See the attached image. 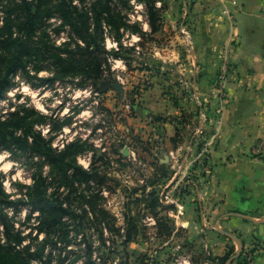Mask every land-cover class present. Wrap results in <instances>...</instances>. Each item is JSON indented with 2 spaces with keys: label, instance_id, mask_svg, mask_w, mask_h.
<instances>
[{
  "label": "rangeland",
  "instance_id": "obj_1",
  "mask_svg": "<svg viewBox=\"0 0 264 264\" xmlns=\"http://www.w3.org/2000/svg\"><path fill=\"white\" fill-rule=\"evenodd\" d=\"M71 1L79 10H88L96 0ZM56 2L61 0H54ZM206 2L208 0H110L109 4L116 15L111 24H106V36L103 35L105 53L102 52V56L110 58L112 69L97 82V89L92 87L93 79L89 77L90 74L61 77L47 68L48 58L45 57V52L48 42L61 49L69 47L75 50L77 47L73 42L70 25L65 24L59 15L46 18L37 34V40H41L40 48L36 49L27 69L19 70L13 76L12 85L5 99L0 102V115L23 108L43 113L46 121L43 124L37 123L34 130L42 132L48 140L53 139V146L57 149L61 150L65 143L75 140H82L90 145L91 149L78 159V164L84 168L89 169L92 155L97 153L96 163L101 166L102 174L108 176V184L112 188L102 192L105 197L104 207L117 217V227L121 228V233L125 232L127 213L135 216L138 221V229L130 243L124 246L121 238H117V252L114 250L108 254L107 264H218L209 259L210 254L214 255L211 239L205 233L209 225H199L195 230L178 227L173 218L162 214L172 206L176 208L175 204L165 203L166 196L173 198L174 192L168 194L172 184L166 186L175 173H178L176 180L183 190H188L190 186L199 190L212 176L209 135L214 132L216 122L222 121L225 107L231 99L225 83L233 69L230 51L235 41L229 40L222 45L218 40L215 42V39L225 37L227 33L231 37L236 21L235 13L229 7L224 8L227 4L224 1L221 8L219 0H215L210 6ZM5 4L0 5V25L4 22ZM230 4L237 6L236 1H230L228 5ZM152 7L159 16L155 32L148 23V11ZM66 43L71 44L64 46ZM219 48H222V61L216 80L217 93L213 98L216 100L215 104L211 108L210 99L199 98L204 103L203 115L198 101L191 99L192 96L196 97V91L189 90L183 94L198 107L195 116L192 112L183 115L180 120V136L190 138L192 147L188 157L183 155L177 159L176 167L170 166L169 170H164L166 178L161 173L157 175L156 166L159 161L151 155L156 139H142L144 136L128 124L129 119L138 117L139 107H143L144 90L154 86V82L159 81L163 73L176 78L184 70L188 57V60L194 62L208 59ZM44 80L49 81L43 82ZM168 81L176 83L174 79ZM219 84L224 87L223 98L219 96ZM104 108H109L111 113L107 114ZM33 118L36 122L39 119L37 114ZM212 121L215 123L213 131L212 128L208 129L211 124L206 125ZM125 148L130 149V155L127 160L119 161V153ZM102 155L104 158L100 160ZM251 155L264 157V140L258 142ZM42 176L47 182H42ZM52 176L50 166L43 163L38 155L0 151V183L8 194V200L24 201L18 210L13 206H7L3 210L0 207V264H44L43 258L31 256L46 240V233L40 232L38 226L43 225L44 220L50 222L55 218L57 223L61 214V223L58 222L57 225L59 228L64 225L65 228L63 226V231L59 229L56 234L67 236V240H71V250L76 252L74 255L82 253L78 243L83 235L94 236V239L99 235L92 211L83 213L82 223L78 221L84 203L79 195L85 187H80V191L72 186L61 185L58 188L57 184L60 183L54 185ZM36 178L39 179L38 184L35 183ZM154 180L157 182L155 188L160 203L169 206L161 210V216L169 218L168 226L173 228L171 236H168L170 229L164 228L160 232L155 216L145 203L137 205L134 201L135 194L132 195L136 190L137 196L141 197V189ZM153 188L154 186H150L148 192ZM86 194L90 195V192ZM35 197L46 198L59 206L63 202L67 204L64 207L67 211L59 215L49 214L47 219L40 209H33ZM2 212L7 218V224L2 220ZM238 214L264 220V210L260 213L238 211L236 215ZM104 232L106 235L110 233L106 229ZM95 244L98 254H103L104 249L100 243L96 240ZM257 246L253 244L247 247L244 256H253V249L257 251L255 257L260 254ZM11 247L14 250L8 252ZM53 250V247L48 246L44 250V257L47 258ZM56 253L50 258V264H58L59 251ZM75 258L77 257L73 256L69 264H82L80 258L73 262Z\"/></svg>",
  "mask_w": 264,
  "mask_h": 264
},
{
  "label": "crops",
  "instance_id": "obj_2",
  "mask_svg": "<svg viewBox=\"0 0 264 264\" xmlns=\"http://www.w3.org/2000/svg\"><path fill=\"white\" fill-rule=\"evenodd\" d=\"M223 1L227 3L224 8L234 11L236 21L231 37L227 33L215 42L223 45L231 40L235 44L230 51L233 69L225 83L230 102L223 108V119L219 124L216 122L215 128L213 121L206 124H211L208 129L214 128L208 140L212 176L199 190L193 186L183 190L175 173L166 187L172 184L168 194L174 192L178 207L172 206L162 214L173 218L178 227L195 230L199 225H209L206 237L209 235L211 250L217 256H224L230 246L241 250L243 242L245 250L257 244L261 253L250 264H264V220L236 215L238 211L264 210V157L251 155L258 142L264 140V0H219L220 8ZM230 1H236L237 6L228 5ZM214 3L215 0L206 2L208 6ZM219 30L222 31L221 27ZM221 50L195 62L188 57L184 70L176 78L164 73L161 79L157 76L159 81L144 90L138 117L129 119L128 124L144 136L142 139H156L151 155L166 170L176 167L177 159L183 155L188 157L192 147V140L185 135L179 136L177 146L174 143L178 130L182 129V116L197 113L198 108L183 94L196 91L197 98L211 100V108L215 104ZM172 79L176 83H169ZM121 153L123 160H127L130 154L125 156L124 150Z\"/></svg>",
  "mask_w": 264,
  "mask_h": 264
},
{
  "label": "trees",
  "instance_id": "obj_3",
  "mask_svg": "<svg viewBox=\"0 0 264 264\" xmlns=\"http://www.w3.org/2000/svg\"><path fill=\"white\" fill-rule=\"evenodd\" d=\"M109 1L96 0L92 4L91 9L79 10L77 6L72 4L71 0H61L59 3H54V0H0V5L4 2L6 3L4 6V22L0 25V102L5 99L8 89L11 87L13 76L19 70H26L31 63L36 49L40 48L41 40H37V34L42 29L45 19L53 15H59L65 24L70 25L73 42L77 49L72 50L69 47L64 49L56 48L52 43L48 42L45 52V57L47 56L48 58L47 68L61 77L90 74L89 77L93 79L94 85L92 87L95 88L97 82L103 79L112 69L110 58L102 56V52L105 51L104 36H106V24H111L115 20L116 15ZM148 16V23L152 31L155 32L158 29L157 21L159 16L153 7L149 9ZM68 44L71 43H66L64 46ZM115 56H118V54ZM46 81L44 80L43 82ZM104 111L107 114L111 113L109 108H104ZM34 114H37L39 118L37 122L33 118ZM46 119L43 113L34 109L24 108L0 115V151L8 150L15 154L19 153L28 156L38 155L42 158L43 163L46 162L50 166L54 185L60 183L57 184L58 188L61 185L72 186L80 191V187H85V190L79 195L84 200V203L81 206L82 214L78 216V221L82 223L83 213H87V210L92 211L96 217L94 222L98 226L99 235L96 239H94V236L83 235L78 243L82 253L74 255L76 252L71 250L73 247L71 246V240L68 241L67 236L56 234V231L62 230L64 226L59 228L57 223H61V213L67 211L64 208L67 207V204L62 202L59 206L50 203L46 198L37 199L35 197L34 210L40 209L43 216H46L47 219L49 214L57 215L58 213V215H61L57 223L55 218L50 222H45L44 220L43 225L38 226L40 232L46 233V240L41 243L40 250L38 249L31 256L37 255L43 258L44 264H50V258L59 251L58 264H69L73 256L77 257L73 262L80 258L82 264H107L109 263L108 254L114 250L117 252L118 237L121 238V244L124 246L133 240L134 234L138 229L137 218L127 213L125 217V232L121 233V228L117 227V217L103 205V200H105L102 194L103 190L112 188L108 184V176L102 174L101 166L96 163L97 153H93L89 169L84 168L78 164V159L91 149L90 145L82 140H75L65 143L64 148L61 150L55 148L53 139L48 140L42 132H35L34 130L37 123L43 124ZM179 136L180 131L178 130L177 137L174 138L176 146L180 142ZM119 154L121 155L119 161H122L124 159L122 157L123 154ZM103 158L104 156L102 155L99 159L103 160ZM156 167L157 175L161 173L162 177H166L164 174L165 165L158 163ZM40 179H42L43 183L44 181L47 182V179L43 176ZM36 182L38 184L39 179L36 178ZM155 183H157L156 180L144 186L141 189V197L137 196L138 192L136 190L133 191L132 195L135 194L134 201L137 205L145 203L146 207L155 216L160 232L164 228L166 230L170 229L168 236H171L173 228L171 225V228L168 226L170 220L165 216H161V210L163 211L169 206H164L160 203L156 188H153L148 193L146 192L148 186H153ZM86 192H90V195H87ZM31 196L34 197L32 193ZM23 202L8 200V194L0 183V207L2 210L7 206H13L18 210ZM2 220L7 224V218L3 212ZM105 229L110 232L109 235L105 234ZM7 232L8 230H6ZM96 240L100 243L101 248L104 249L103 254H98L95 244ZM48 246L53 247L54 250L45 258L44 250ZM243 246L240 251H237L235 246H230L224 256L210 254L209 259L216 261L218 264H250L253 258L244 256V242ZM0 249H2V246H0ZM8 250H10L8 252H12L14 248L11 247ZM251 251L254 252L255 250ZM16 257H18V254Z\"/></svg>",
  "mask_w": 264,
  "mask_h": 264
},
{
  "label": "built area",
  "instance_id": "obj_4",
  "mask_svg": "<svg viewBox=\"0 0 264 264\" xmlns=\"http://www.w3.org/2000/svg\"><path fill=\"white\" fill-rule=\"evenodd\" d=\"M219 86H220V87H218L219 96H220V98H223V97H224V94H225V93H224V87H223L222 84H219ZM191 99H192V100H193V99H196V100L198 101V103H199V105H200V108L202 109V110H201V114H203V108H204V103H203V101H202V100H199V98L194 97V96H192ZM203 115H205V114H203ZM132 156H134V153H132ZM167 202H169V203H171V204H175V205L178 206L177 200H175L174 198H169L168 196H166V201H165V203H167ZM256 253H257V251L252 252V254H254V255L251 256L250 258H253V260H254V258H255V254H256Z\"/></svg>",
  "mask_w": 264,
  "mask_h": 264
},
{
  "label": "water",
  "instance_id": "obj_5",
  "mask_svg": "<svg viewBox=\"0 0 264 264\" xmlns=\"http://www.w3.org/2000/svg\"><path fill=\"white\" fill-rule=\"evenodd\" d=\"M124 154H125V156H128L130 154V150L128 148H125ZM163 162H165V160H163Z\"/></svg>",
  "mask_w": 264,
  "mask_h": 264
}]
</instances>
